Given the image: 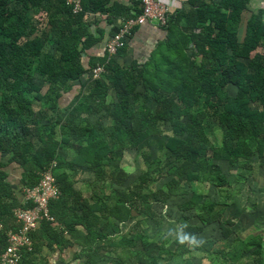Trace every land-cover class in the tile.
Wrapping results in <instances>:
<instances>
[{"label": "trees", "instance_id": "obj_1", "mask_svg": "<svg viewBox=\"0 0 264 264\" xmlns=\"http://www.w3.org/2000/svg\"><path fill=\"white\" fill-rule=\"evenodd\" d=\"M99 1L106 4L110 0ZM54 3L67 10L54 7ZM246 3L201 0V6L189 18L194 30L184 40L185 48L192 53L181 51L168 80L161 83V78H147L146 65L122 67L115 60L108 61V54L86 64L85 54L97 39L85 24L88 4L84 5V0V10L79 14L73 13L66 0H0V251L8 246V232L20 229L15 209L32 206L21 203L10 180V165L19 163L24 170L20 187L34 188L40 174L54 161L58 162L57 170L66 167L61 150L75 152L77 159L68 165L71 170L78 164L85 165L99 178L111 177L110 195L92 199L96 204L103 203L98 211L105 218L104 231L98 229L100 218L90 205L84 202L80 206L89 220L87 235L76 242L86 251L82 264H185L193 252L186 247L189 238L202 235L214 224H218L224 239L230 237L232 221L223 220L222 210H217L221 206L194 203V196L182 207V236L175 242L180 249L173 251L169 248L173 239L162 238L163 224H179L166 214L159 217L155 206L166 208L174 197L189 196L191 184L199 178L194 167L207 156L208 149L215 161L226 162L240 172L254 158L261 163L264 157V9L252 14L242 39L239 26ZM62 11L68 14L66 20L57 15ZM180 14L172 16L179 18ZM40 25L44 31L39 35ZM98 65L105 69L100 78L85 80L84 76ZM38 77L49 83L45 94ZM77 85L78 94L64 106V96L75 93ZM112 91L116 102L111 99ZM37 105L54 116H47L45 110L36 111ZM46 118L48 122H43ZM214 123L222 134L217 147L208 135ZM163 125L171 127L175 135L165 140L175 156L167 162L175 169L169 191H154L149 179L124 191L117 189L125 185L127 174L117 170L107 174L103 160L165 138ZM200 165L204 168L206 163ZM57 179L62 197L50 204V212L63 221L68 215V187L63 176ZM185 182L188 187L183 186ZM216 184L220 188L225 181ZM259 191L264 193V187ZM190 210L199 211L197 219L189 220L186 212ZM137 212L148 215L138 217ZM159 220L162 223L154 230ZM125 224H134L133 230L123 233L120 225ZM43 226L48 235L52 222ZM66 228L74 233L68 225ZM32 238L34 251L24 253L22 264H36L41 238L34 233ZM48 238L57 240L58 234L52 232ZM211 248L212 243H206L194 251L213 256ZM248 249H253L257 263L264 264L260 238L248 242L244 250ZM222 254L226 259V253Z\"/></svg>", "mask_w": 264, "mask_h": 264}, {"label": "crops", "instance_id": "obj_2", "mask_svg": "<svg viewBox=\"0 0 264 264\" xmlns=\"http://www.w3.org/2000/svg\"><path fill=\"white\" fill-rule=\"evenodd\" d=\"M57 0H54L56 2ZM168 3H173L174 13H181L179 18L177 14L171 16L172 26H162L159 23L147 22L138 26L135 29V33L128 41L124 51L115 58H107L109 60H115L122 67H129L132 64H138L140 66L146 65L148 70L147 78L152 80L162 79L161 83L168 80L169 75L172 73V65L178 59L177 56H181V51L184 53H192L191 49H186L184 40L192 34L193 28L190 23L191 15L195 13L199 6H201V0H167ZM205 3H210L212 0H203ZM222 2L223 0H214ZM88 4L87 12L85 15V24L88 25V30L94 39H97L95 43L89 48L85 54L86 64L91 60L97 62L108 56L105 49V44L113 36L117 28L128 18L135 17L141 10L140 0H110L109 2L101 3L99 0H84V5ZM57 5V6H56ZM58 9H64L63 5L54 3V7ZM102 7V11L94 10ZM264 9V0H247L246 9L243 11L242 20L239 26V34L244 39L247 30L248 20L252 14L257 13L259 10ZM57 10V9H56ZM223 10L229 12V8H223ZM60 19H67L68 14L66 12L57 13ZM65 19V20H66ZM190 22V23H189ZM190 26V29L187 27ZM109 57V56H108ZM201 59V56L198 57ZM79 86L76 87L75 93H68L64 96L66 103L64 106H68L78 94ZM36 110L47 111V116H54L50 110L40 105L36 106ZM48 122V118L43 119ZM107 122V121H106ZM62 161L65 162L66 167L58 168L56 174L58 177L63 176L65 185L68 187L66 194L67 202V217H64L63 221H59L58 218L52 222L51 230L45 232L43 224L38 230L34 232L36 237L41 238V247L37 253L35 259L36 264H82L86 261V251L83 252V247L76 242L79 239L84 238L87 235V225L89 223L88 216L83 210H80V206L84 202H87L98 216L99 224L98 229L105 230V218L101 216V212L98 209L103 203L98 202L96 204L92 201L93 198L104 199L101 197L100 178L96 173L89 168V166H75V169L68 167L69 163L75 161L76 154L70 150H61L59 152ZM8 159V156L5 158ZM81 163V162H79ZM23 168L19 163L13 162L10 165V180L16 187L15 190L21 203H25V195L23 193V187H20V180L23 174ZM97 184V185H96ZM98 187V191H97ZM105 194V193H104ZM103 194V195H104ZM54 217V216H53ZM63 223V224H62ZM65 223V224H64ZM68 225L73 229L74 233H70L66 228ZM124 229V225H120V229ZM97 229V226H96ZM52 232L58 234L57 240L48 238ZM70 242V243H69ZM39 244V243H38Z\"/></svg>", "mask_w": 264, "mask_h": 264}, {"label": "rangeland", "instance_id": "obj_3", "mask_svg": "<svg viewBox=\"0 0 264 264\" xmlns=\"http://www.w3.org/2000/svg\"><path fill=\"white\" fill-rule=\"evenodd\" d=\"M42 21L45 22L46 19ZM42 26H39V35L44 31L42 30L44 29ZM41 81L38 77L37 82L40 83L39 85L42 88L43 94H45L49 90V83L47 84L48 81ZM111 99L114 102L117 101L116 94L113 91L111 92ZM161 129L166 132L165 138L159 137L149 143V145H145V148L141 147L137 150H127L113 158L103 160V163L106 165L104 168L107 174L115 170L119 171V173L120 171H124L127 174L125 185L117 186V189L124 191L129 185L133 188L142 184L143 179H149V184L154 191L158 189H163L166 192L169 191V184L174 179L172 172L175 169L171 165L168 166L167 162L175 156L166 146L165 140L166 138H174L175 135L171 127H165L163 125ZM17 133L22 135L20 129H18ZM208 135L215 147L218 144L220 145L222 134L217 124L214 123L209 126ZM206 152L207 156L194 167L199 173V178L191 184L192 188L189 189V193L187 194L189 196L174 197L169 201L166 208H160L159 205L155 206V209L161 214L159 217L166 214L170 216V219L173 218L174 221H177L176 224H179L175 225L171 221H164L162 238L169 236L173 239L169 248L173 249V251L180 249V246H176L175 242L182 236V223L180 222L183 218L181 217L184 209L182 207L195 196L194 203L200 202L202 205L205 202H211L215 203L216 208L221 206L217 210H222L223 220L232 221V225L230 224L231 226H229L232 234L228 239H224L219 231L218 224H214L207 228L202 235L189 238L186 242V247L188 246L193 252L188 257L186 256L188 261L185 260V264H260L257 263L258 257L253 254V249L244 250V246L252 239L260 238L264 249V193L259 191L260 188L264 187V157H261L260 160L263 165L254 158L240 172V170L230 167L226 162L215 161L210 149L206 150ZM201 163H206V166L203 168L200 165ZM259 163L261 166H258ZM234 178L238 179V182L234 181ZM110 179V176L100 178L101 184H99V190L103 198L108 197L112 190L109 184ZM221 179L225 181V184L217 188L219 185L216 182ZM106 183L107 188L105 187ZM183 186L188 187L186 182ZM149 191L151 192L148 189ZM199 197H202L201 201ZM198 212L197 210L187 211V217H189V220L192 218L197 219ZM141 215L147 217L148 214L146 212L144 214L137 212L138 217H141ZM159 222L160 220L154 223L155 225L152 227L155 228L154 230L159 226ZM189 222L191 223V221ZM197 223L200 222L197 220ZM133 228L134 224H125L122 232L129 233ZM153 233L154 231L152 230L151 234ZM162 238L156 239L160 240ZM206 243H212L211 249L213 256L194 251L196 247ZM222 252L226 253V259L223 258ZM157 253L159 252L157 251ZM219 254L222 257H218Z\"/></svg>", "mask_w": 264, "mask_h": 264}, {"label": "built area", "instance_id": "obj_4", "mask_svg": "<svg viewBox=\"0 0 264 264\" xmlns=\"http://www.w3.org/2000/svg\"><path fill=\"white\" fill-rule=\"evenodd\" d=\"M67 5L74 14L81 13L83 0H66ZM141 13L135 17L126 19L119 31L113 35L105 44L109 58H115L121 49L127 46L128 41L134 34L135 28L147 22H157L162 26H168L174 13L173 3L167 0H140ZM105 72L103 66L98 65L84 76L98 79ZM58 162L54 161L40 174V181L34 188H24L25 203L15 209V218L20 225L18 231L8 232V246L0 251V264H22L24 253L34 251V240L32 234L40 228L44 222H54L51 215L50 204L62 197V190L56 176ZM3 225L0 224V230Z\"/></svg>", "mask_w": 264, "mask_h": 264}]
</instances>
